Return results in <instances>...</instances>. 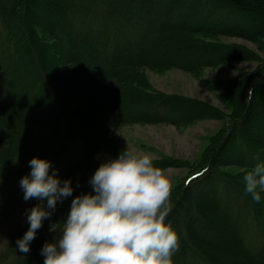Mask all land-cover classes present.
I'll return each instance as SVG.
<instances>
[{
  "label": "trees",
  "instance_id": "16d2710c",
  "mask_svg": "<svg viewBox=\"0 0 264 264\" xmlns=\"http://www.w3.org/2000/svg\"><path fill=\"white\" fill-rule=\"evenodd\" d=\"M221 37L264 38V0H0V264H44L43 231L63 222L74 196L90 191L86 177L99 167L96 156L112 129L227 113L233 124L217 154L171 197L166 222L180 240L173 264H264V193L255 203L243 183L253 157L264 159V57ZM42 47L59 57L42 55ZM232 59L261 64L228 112L155 90L145 74ZM34 156L50 161L49 172L62 181L71 179L74 191L43 221L25 255L16 241L29 222L26 213L16 215L24 206L19 182ZM31 200L29 210L39 203Z\"/></svg>",
  "mask_w": 264,
  "mask_h": 264
},
{
  "label": "clouds",
  "instance_id": "9594fccd",
  "mask_svg": "<svg viewBox=\"0 0 264 264\" xmlns=\"http://www.w3.org/2000/svg\"><path fill=\"white\" fill-rule=\"evenodd\" d=\"M243 175L244 190L255 203L264 193V159L260 154ZM30 173L20 179L25 201H39L26 209L29 228L16 241L22 254L57 203L73 196L71 179L63 181L50 161L34 156ZM91 191L73 197L70 211L52 239L41 248L44 264H173L179 251L177 231L166 222L173 190L170 170L153 162L152 155L125 148L104 159L89 179ZM46 201V205L45 202Z\"/></svg>",
  "mask_w": 264,
  "mask_h": 264
},
{
  "label": "rangeland",
  "instance_id": "374dc122",
  "mask_svg": "<svg viewBox=\"0 0 264 264\" xmlns=\"http://www.w3.org/2000/svg\"><path fill=\"white\" fill-rule=\"evenodd\" d=\"M24 3L26 4V0H23ZM220 40L245 45L264 57V38L258 42L237 37H221ZM42 48V55L48 58L55 56L49 47ZM58 57L56 54L55 58ZM260 64V60L232 59L197 71L169 67L146 70L145 74L148 83L155 90L204 100L228 112V104L235 107L242 101L243 95L246 96L248 87L254 84V74ZM228 115L227 113L221 119L208 118L179 126L169 123H134L112 129L107 135L106 147L96 156L98 165L108 157H117L125 148L146 152L152 155L153 161L170 164L164 169L170 170L172 174V197L184 185L185 179L200 170L217 152V147L224 139L223 135L233 124ZM30 147L25 150L28 152ZM231 147L233 145L229 143L226 149ZM237 170L240 171V168ZM93 174L86 177L90 191L89 179ZM31 201L24 200L22 213L20 210L16 216H24ZM61 225L62 223L49 225L42 233L44 242L52 239L50 227L53 226L58 231Z\"/></svg>",
  "mask_w": 264,
  "mask_h": 264
}]
</instances>
